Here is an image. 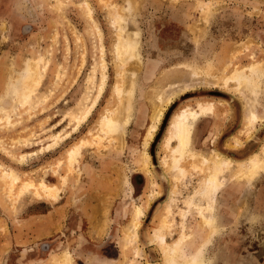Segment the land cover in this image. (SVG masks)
<instances>
[{
    "label": "rangeland",
    "instance_id": "obj_1",
    "mask_svg": "<svg viewBox=\"0 0 264 264\" xmlns=\"http://www.w3.org/2000/svg\"><path fill=\"white\" fill-rule=\"evenodd\" d=\"M120 13L123 35L132 43L124 68L132 75L124 145L96 137L103 136L101 116L120 106L113 89L120 31L114 17ZM30 59L41 60L42 81L31 105L14 109L5 98L7 84ZM252 63L264 65V0H0V103L14 109L13 125L0 120V164L21 176L13 193L0 179V264H53L64 252L73 264L90 258L97 264H163L156 231L168 243L185 232L186 257L202 249L207 264H264V167L251 180L234 175L252 154L264 160V66L252 76L259 87L256 126L246 124L238 82L225 80ZM184 80L199 81L198 87L173 99L145 148L156 94ZM200 102L214 110L194 121L192 150L207 157L218 150L233 160L232 169L218 174L223 187L213 201L198 193L205 165L193 169L187 159V173L176 182L162 161L170 157L165 138L173 115L188 106L197 110ZM57 134L68 137L48 149ZM82 139L91 145L71 170L68 150ZM146 151L149 173L143 169ZM24 182L57 186L59 196H36L35 189L21 195ZM200 206H211L203 212L215 231ZM138 207L144 222L129 240L125 228Z\"/></svg>",
    "mask_w": 264,
    "mask_h": 264
},
{
    "label": "bare ground",
    "instance_id": "obj_2",
    "mask_svg": "<svg viewBox=\"0 0 264 264\" xmlns=\"http://www.w3.org/2000/svg\"><path fill=\"white\" fill-rule=\"evenodd\" d=\"M88 7L90 10L91 17L93 19V10L90 6ZM114 19H116L115 23L119 22L120 31L119 36L117 35L118 41L114 45L117 59L116 68L118 74L116 82L113 85V89L115 94H117L119 97L120 106L118 110H116L117 108L115 110L107 109L105 113L101 116L98 124L99 130L103 136L98 135L96 137L99 141L101 140V138L109 136L108 139L110 138L111 141L118 140L120 142V145H124V125L127 124L130 120V113L132 107V95L129 89L132 75L129 76L128 74H126L124 68L127 64V55H131L130 48L132 46V43L131 40H129L123 35L122 21L124 19V16L120 13L119 15H116ZM40 63L41 60L33 61L32 59H30L26 63L24 73L20 76H15V80L14 78H12L8 82L5 92V98L12 101L14 109L18 108L21 105H31V101L42 81V75L39 72ZM263 66L264 65L261 63H252L247 67L245 66V68L243 69L236 68L233 70L231 77L225 78L226 81L233 79L238 82V86L235 87V94L239 96V98L243 101L245 105V116L247 122L246 124L249 126H256L259 120V116L254 110L255 102H253L254 98L257 97L256 95L258 94L259 87L255 85V82H253L252 76L259 74ZM198 82L199 81L195 80H184L183 82L178 81L176 83H172L170 87H167L166 89H163L159 91L158 94H156L157 103H155V108L152 116V123L150 124L145 136V148L150 144L151 140L154 138L168 105H170L173 102V99L180 93L182 94V92L198 87ZM105 84L106 76L104 77L99 94H102ZM247 92H250L252 99H250V96L247 94ZM96 103L97 101L93 104L91 108L86 111V113L81 118L77 117L78 123L75 125V130H77L81 123L84 122L90 116L92 109L94 108ZM14 109L8 110L2 105V103H0V111L4 112L6 115V117H2L0 118V120L3 121L5 119L9 124H12V111H14ZM211 110H214V105L212 103L200 102L199 108L197 110L193 107L188 106L187 108L185 107L180 112H177L175 113V115H173L165 138V147L170 151V157L166 156L163 158L162 161L164 164V168H166V170L171 174L173 181L176 182L179 181L187 173L186 168L183 166V163L187 159H191V166L193 169H197L199 164L205 165L207 167L208 175L205 178V181L201 186L202 188L199 189L198 193L200 194V196L202 195L205 198L213 201L216 194L223 187V183H221V181H219L218 179V174L225 168H231L233 165V160L230 157L223 155L218 150H214L213 154L210 157H207L198 154L197 152H194L191 148L194 121H196L197 118L201 115H206V113L211 112ZM113 134H118V139L115 138ZM67 137L68 136H65L64 138L67 139ZM64 138L60 136V134L55 135V139L53 140L52 144L48 145V149L52 146H58L60 141L65 140ZM89 142L90 141L82 139L80 143L68 150V162L71 167V170L74 163L77 162V158L83 151V149L86 146L88 147L91 145L89 144ZM262 150L264 152V145ZM143 155V169H145L149 173V166L151 164V154L146 151L143 153ZM263 167V158L258 153H254L249 158H247V160L241 161V163H239V167L234 175L235 177H245L251 180L256 175H258V173L263 169ZM0 168L2 171V173L0 174V179L3 181L5 186L9 187L10 192L13 193L15 186L21 180V176L15 170L8 169L2 164H0ZM63 179L66 180V177H63ZM22 186L23 187L20 191L21 195L25 192L30 191L31 189H35L37 193L36 196H46L53 200L57 199L59 196L60 188L57 186H49L45 182H41L38 185H36L34 182H24ZM208 192H210L211 195H207L206 193ZM190 203V207L194 206V199L190 200ZM198 208L204 220V223L209 226L213 231H215L216 227L214 226L215 224L213 223L212 218H208L204 215L203 212L204 210L211 208V206H209V208H202L201 206L197 207V209ZM167 212L169 214L172 212V206H167ZM144 215L145 213L142 207H138L135 210L131 222L125 228L129 240L130 238L137 237L138 229L144 222ZM166 223L167 221H165L163 225L166 226ZM187 239V234L183 232L182 235L173 243H168L166 241V237L162 235L160 231H156L154 236V242L157 241L161 245V250L163 252L162 254L164 259L163 264H207V262L203 258L202 249L199 250L196 255H193L189 258L188 256L186 257L184 253V246L187 242ZM52 262L53 264H73V257L69 252H64L62 255H58L57 258L53 259Z\"/></svg>",
    "mask_w": 264,
    "mask_h": 264
},
{
    "label": "snow or ice",
    "instance_id": "obj_3",
    "mask_svg": "<svg viewBox=\"0 0 264 264\" xmlns=\"http://www.w3.org/2000/svg\"><path fill=\"white\" fill-rule=\"evenodd\" d=\"M207 195H211V193L210 192H208V193H206ZM89 264H97V262H96V260L95 259H93V258H90L89 259Z\"/></svg>",
    "mask_w": 264,
    "mask_h": 264
}]
</instances>
